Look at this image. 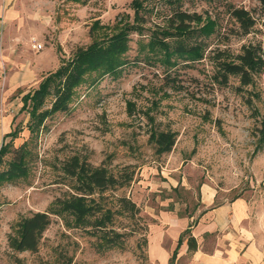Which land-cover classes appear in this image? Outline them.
Wrapping results in <instances>:
<instances>
[{"label": "rangeland", "instance_id": "374dc122", "mask_svg": "<svg viewBox=\"0 0 264 264\" xmlns=\"http://www.w3.org/2000/svg\"><path fill=\"white\" fill-rule=\"evenodd\" d=\"M134 1L0 0V173L21 146L27 169L0 181V264H155L150 241L163 235L161 218L197 222L205 186L215 192L216 206L244 203L235 234L264 248V62L247 85L240 75L225 82L220 66L239 63L248 48L264 59V5L136 0L137 8ZM236 9L247 12L248 29L233 15ZM178 10L202 19L180 33L169 26ZM122 31L126 50L89 69L68 110L33 128L23 97L79 48ZM53 101L48 96L40 111ZM158 132L175 133L172 151L157 152L151 137ZM73 157L114 175L134 173L122 187L88 195L98 211L82 223L58 203L78 194L77 180L63 168ZM121 198L138 212L125 211ZM107 211L112 221L102 233L89 222ZM38 212L52 221L38 250L11 248L18 224ZM168 228L167 248L177 234Z\"/></svg>", "mask_w": 264, "mask_h": 264}, {"label": "trees", "instance_id": "16d2710c", "mask_svg": "<svg viewBox=\"0 0 264 264\" xmlns=\"http://www.w3.org/2000/svg\"><path fill=\"white\" fill-rule=\"evenodd\" d=\"M264 5V0H261ZM135 7L139 3L134 1ZM233 15L242 23L243 27L248 29L250 20L247 18V12L242 9L233 11ZM201 15L197 13H188L186 11H175L169 19V26L180 33L188 32L191 25L200 22ZM127 48V35L123 31L112 35L105 42H93L88 47L79 48L73 54L72 59L63 65L57 72L47 76L40 86L33 92L28 93L22 99V109L30 113L31 125H41L45 118L56 112L68 110L69 102L73 96L76 86H78L89 69L99 68L102 65L113 61L118 55L123 53ZM179 51H185L180 46ZM239 63H222V77L226 82L228 75H240L244 85L250 84L252 74L263 66L264 59L254 48H248L238 57ZM53 96L51 108L46 111H40L45 104L48 96ZM31 127V126H30ZM157 148L158 153H167L172 151L176 143V135L172 132H158L151 137ZM23 146L16 152L15 157L10 163L6 172L0 173V181L3 178H12L24 175L26 166L24 165ZM2 153L0 152V166L2 165ZM64 170L70 176L77 180V195L59 200V208L62 211L74 215L78 222H86L90 216H95L98 207L93 205V199H88V195H93L96 191H106L108 189L122 187L133 180L134 173L126 169L119 175L109 173L104 167H93L87 162L80 161L79 158L73 157L64 163ZM120 202L123 209L127 212L136 214L138 209L136 205L127 198H121ZM112 221L110 211L101 216H97L95 221L89 222L99 232L104 233L106 224ZM51 218L47 213H34L31 217L23 219L18 224L15 235L9 238V245L17 251L36 252L40 243L41 236L46 228L51 224ZM189 231H186L188 233ZM179 239V246L182 244V237ZM107 234V232H105ZM119 236V235H116ZM109 242L116 244L113 237L108 238ZM189 249L196 248V241L193 237L188 239ZM177 254L175 250L172 259ZM71 264V262H67Z\"/></svg>", "mask_w": 264, "mask_h": 264}, {"label": "crops", "instance_id": "0c3cea01", "mask_svg": "<svg viewBox=\"0 0 264 264\" xmlns=\"http://www.w3.org/2000/svg\"><path fill=\"white\" fill-rule=\"evenodd\" d=\"M203 192V211L194 224L190 223V218L163 215L160 222L165 224V228L168 225L169 231L174 229L177 234L167 248L163 227V235L150 241L151 260L155 264H171L174 259V264H264V248L259 242L250 237L237 236L234 231L236 223L245 213L244 203L240 200L216 206L215 192L206 186ZM184 233L189 236L188 239H195V249H189L188 240H183L185 235L179 246V239ZM212 235H215V240L209 243L208 237ZM206 246H210L209 250ZM175 250L177 254L172 259Z\"/></svg>", "mask_w": 264, "mask_h": 264}]
</instances>
